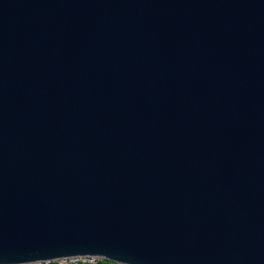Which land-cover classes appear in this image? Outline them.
<instances>
[{
    "label": "water",
    "instance_id": "obj_1",
    "mask_svg": "<svg viewBox=\"0 0 264 264\" xmlns=\"http://www.w3.org/2000/svg\"><path fill=\"white\" fill-rule=\"evenodd\" d=\"M264 264V0H0V264Z\"/></svg>",
    "mask_w": 264,
    "mask_h": 264
},
{
    "label": "built area",
    "instance_id": "obj_2",
    "mask_svg": "<svg viewBox=\"0 0 264 264\" xmlns=\"http://www.w3.org/2000/svg\"><path fill=\"white\" fill-rule=\"evenodd\" d=\"M27 264H117L100 257L66 258L49 261L32 262Z\"/></svg>",
    "mask_w": 264,
    "mask_h": 264
}]
</instances>
